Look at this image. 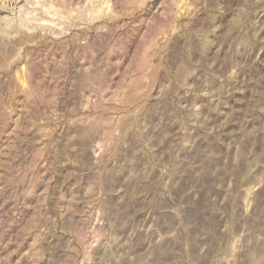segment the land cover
<instances>
[{
  "label": "rangeland",
  "instance_id": "rangeland-1",
  "mask_svg": "<svg viewBox=\"0 0 264 264\" xmlns=\"http://www.w3.org/2000/svg\"><path fill=\"white\" fill-rule=\"evenodd\" d=\"M0 264H264V0H0Z\"/></svg>",
  "mask_w": 264,
  "mask_h": 264
}]
</instances>
